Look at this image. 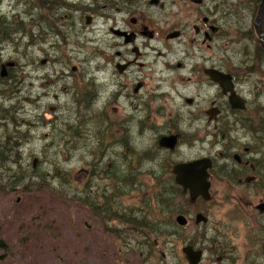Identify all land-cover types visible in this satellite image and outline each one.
Segmentation results:
<instances>
[{
    "label": "rangeland",
    "instance_id": "1",
    "mask_svg": "<svg viewBox=\"0 0 264 264\" xmlns=\"http://www.w3.org/2000/svg\"><path fill=\"white\" fill-rule=\"evenodd\" d=\"M73 5L83 4L80 0H0V15L17 14L29 33L25 28L15 34L14 41L0 45V71L2 63L15 62L6 69L8 76L0 75V136L10 137L2 152L10 160L4 162L0 185L4 186L0 237L8 244L0 248V255L7 254L0 264H188L182 252L188 241L203 249L200 264H264V213L256 209L264 202V190L256 180L240 185L222 167L221 152L225 154V147L235 144L234 140H223L214 133L215 127L186 121L183 129L193 136L191 142H184L175 154H165L156 147L157 129L163 127L155 124H161V118L152 114L141 126L126 120L135 108L142 110L143 103H128V114L120 101L105 107L89 100L86 80L110 68L104 69L101 53L109 42L108 26L104 17L94 13H73ZM87 14L93 16L91 24H86ZM178 44L161 45L160 54H182L185 47ZM192 49L198 55L217 52L216 46ZM146 52L149 59L158 53L151 47ZM58 57L60 62H52ZM45 59L49 63H42ZM73 66L82 72L75 93L66 77L52 81L50 91L57 92L59 99L52 95L39 104L29 103V96H35L36 102L38 95L46 93L41 88L43 75L55 80L56 72L69 74ZM144 71L151 75L150 68ZM173 76L171 81L177 82ZM165 83L170 103L195 92L179 82L177 89L169 80ZM213 94L212 88L209 96ZM204 98L199 97L200 103ZM262 102L264 107V96ZM54 112L65 117L73 114L71 123L80 125H74L77 134L73 135L69 122L54 124ZM255 113V119L261 120L264 111L259 112L258 105ZM262 142H252L257 159L263 156ZM203 156L218 163L211 169L213 197L193 210L207 213L210 223L207 228L177 233L167 225L176 221L177 207L159 200L162 191H168L163 187L171 175L167 168L178 159ZM16 172L28 177L21 180L23 184L10 186L9 176ZM159 221L165 222V230L176 233L167 237L152 233Z\"/></svg>",
    "mask_w": 264,
    "mask_h": 264
},
{
    "label": "flooded vegetation",
    "instance_id": "2",
    "mask_svg": "<svg viewBox=\"0 0 264 264\" xmlns=\"http://www.w3.org/2000/svg\"><path fill=\"white\" fill-rule=\"evenodd\" d=\"M83 1L80 0L82 6L73 5L71 9L73 13L91 12L96 16L104 17L109 35L105 51L101 53L105 58L104 69L107 65L110 68L101 70L90 78L86 76L89 90L85 93L89 100L98 101L105 107L111 102L120 101L126 111L129 107L128 103L133 104L138 101L137 105L143 103L145 107L139 112L135 108L130 119L126 120L141 126L147 123L148 117L152 114L155 115V119L161 118V124H155V126L163 127L162 131L156 128V147L165 154H175L184 142H191L193 136L189 137L188 129H183L186 121L195 126L215 127L214 133L221 134L223 140L231 137L235 142L225 147V154L221 152L225 161L222 165L225 173L233 174V178H237L240 185L249 186L256 180L264 190V171L262 165L257 162L258 151L252 146L253 141L257 143L263 141L262 146H264V113L261 120L255 119L256 105L259 112L264 111L262 106L264 43L261 34L262 32L264 37V15L258 19L263 0H93L94 2L87 4ZM0 16L8 19L16 17V20H20L17 14L15 17ZM87 16L91 17L89 23H87ZM92 20V15H85L86 24H91ZM22 24L25 26V20ZM25 31L26 35H29L27 28ZM174 33L177 35L169 37ZM170 41L180 42L178 46L182 49L184 45L183 53L160 54L161 45L165 46ZM203 46L207 49L216 46L218 53L198 55L192 49V47L203 48ZM150 47L158 51L152 59H149L146 52ZM59 59L60 57L52 62H60ZM42 63H49V60L45 59ZM147 68L152 70L151 75L150 72L144 71ZM211 69L230 76L237 97L236 107L230 101L231 92H225L222 84L211 78L209 74ZM64 73L56 72L55 80H52L51 76L43 75L41 80L45 81V84L41 88L42 92L46 91V93L38 95L39 99L36 102H34L35 96H29V103L39 104L44 97L49 99L52 95L59 99L57 92L50 91L52 81L57 82L62 79L64 81L66 77L68 78L66 83H69L71 92L75 93L80 83L79 74L82 72L76 66V70L72 69L71 73ZM173 74L177 82L171 81ZM155 76L156 81H154ZM82 78L85 79L83 76ZM166 80H169L176 89L179 82L184 88H195V92L181 96L178 102L170 103L167 101L168 97L164 90ZM148 85L152 87V90L149 91ZM212 88L214 94L210 97L209 92ZM102 92L105 95L101 94ZM201 95H206L203 99L204 103L198 100ZM146 107L149 109L144 110ZM165 109L168 110L165 111ZM142 111L146 114L143 115ZM53 117L54 124L69 122L68 126L73 130V135L77 134L74 125L77 128H80V125L76 122L71 123L73 114L65 117L54 112ZM105 122L107 123L106 120ZM2 123L3 126L8 125L5 122ZM164 137H176L174 147L162 145L161 141ZM261 154L264 156V150ZM196 159L199 158L174 161L171 167L167 168V172L171 175L167 178L166 184L163 182V187L168 188V182L173 180L174 185H177L183 194L181 201L184 202L181 209L177 210V214L185 215L187 223L185 226L174 223L175 227L185 230L192 227V231L207 228L210 223L207 213L194 211L193 208L202 200L205 202L212 200L211 169L218 166V163L211 158L213 162L209 171L211 198L205 199L200 195L191 200L190 191L185 192L183 187L176 183L174 167L179 163H188ZM35 160L37 161V158L34 159V167ZM159 200L160 203L167 204L165 199ZM261 203L264 202L259 204ZM259 204L256 205V209L264 213L258 208ZM199 213L206 217V220L197 222L195 216ZM191 217H194L193 221H190ZM151 232L159 233L154 227ZM175 233L171 231V234ZM187 245L202 251V257L198 263L200 264L204 257L203 249L196 247L192 241H188L183 247ZM220 259L218 258L217 261Z\"/></svg>",
    "mask_w": 264,
    "mask_h": 264
},
{
    "label": "water",
    "instance_id": "3",
    "mask_svg": "<svg viewBox=\"0 0 264 264\" xmlns=\"http://www.w3.org/2000/svg\"><path fill=\"white\" fill-rule=\"evenodd\" d=\"M264 15V0L262 1L259 17L260 19ZM91 21V17L87 16V23ZM262 34V41L264 43V37ZM177 33L170 35L169 37L176 36ZM13 62H8L6 64H2L1 75L6 76L7 74V66H13ZM73 70H76V66H73ZM209 74L214 81H218L222 84L225 92H231L230 101L234 107L237 106V97L235 96V91L233 87V83L231 82L230 76L219 73L216 70H209ZM176 141V137H168L163 138L161 141L162 145H169L170 147H174V143ZM36 161V160H35ZM213 166L212 159L209 157H203L196 160H193L188 163H179L174 167V173H176V183L183 186L184 191H190V198L194 200L198 196H203L205 199H210L211 195L209 192L211 182L209 181V169ZM258 208L261 211H264V203L259 204ZM201 220H206L201 213L197 214V222ZM176 221L185 226L187 223V218L183 214H178L176 216ZM1 231V225H0ZM7 246V242L5 239L0 237V248H5ZM183 252L188 259L189 264H198L201 260L202 251L195 250L191 245H187L183 247ZM7 257L6 253L0 255V260H3Z\"/></svg>",
    "mask_w": 264,
    "mask_h": 264
},
{
    "label": "trees",
    "instance_id": "4",
    "mask_svg": "<svg viewBox=\"0 0 264 264\" xmlns=\"http://www.w3.org/2000/svg\"><path fill=\"white\" fill-rule=\"evenodd\" d=\"M22 22H23L22 20H19V19L16 20V17L12 19H8L3 16H0V45L6 41H14L15 34L19 33L20 31L25 30V26L22 24ZM9 144H10V138L8 137L6 139L1 138L0 140V165H4V166L3 168L0 167V170H4V171L0 172V185L2 184L3 174L5 173V169H4L5 163H6L5 161L10 160L2 152L5 151L3 150V148L7 147V145ZM257 162L258 164L262 165V170L264 171V156H260V158L257 159ZM26 177L28 176H25V174H23L22 172H16L15 174H12L9 176L7 183L10 186H19L24 183L21 180ZM168 184H169L168 191L166 190L162 191L159 199L161 200L165 199L169 207H177V210H179L181 209L182 202H184V201H181L183 199V196H182L183 194L181 193L180 188L177 185H174L173 180H170ZM3 187L4 186H0V191H2ZM174 223L175 222L173 221L169 222L167 224L168 228H172L173 230L178 231L179 228H176ZM155 225L156 226H154V229L159 231V234H161L162 236L167 237L171 234L170 230H165V229H168L166 228L165 222L159 221Z\"/></svg>",
    "mask_w": 264,
    "mask_h": 264
},
{
    "label": "bare ground",
    "instance_id": "5",
    "mask_svg": "<svg viewBox=\"0 0 264 264\" xmlns=\"http://www.w3.org/2000/svg\"><path fill=\"white\" fill-rule=\"evenodd\" d=\"M5 99H6V98H5ZM7 99H8V98H7ZM5 105H6V104H5ZM13 111H14V110H13ZM13 125H14V124H13ZM25 129H26V128H25ZM23 138H24V137H23ZM11 140H12V139H11ZM15 151H16V150H15ZM177 216H178V215H177ZM196 217H197V215H196ZM7 245H8V244H7ZM5 248H7V246H6ZM5 248H4V249H5Z\"/></svg>",
    "mask_w": 264,
    "mask_h": 264
}]
</instances>
